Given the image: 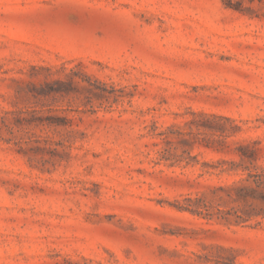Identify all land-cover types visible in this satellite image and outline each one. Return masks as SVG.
Instances as JSON below:
<instances>
[{"label": "rangeland", "instance_id": "obj_1", "mask_svg": "<svg viewBox=\"0 0 264 264\" xmlns=\"http://www.w3.org/2000/svg\"><path fill=\"white\" fill-rule=\"evenodd\" d=\"M222 160L264 168V0H0V264H264Z\"/></svg>", "mask_w": 264, "mask_h": 264}, {"label": "trees", "instance_id": "obj_2", "mask_svg": "<svg viewBox=\"0 0 264 264\" xmlns=\"http://www.w3.org/2000/svg\"><path fill=\"white\" fill-rule=\"evenodd\" d=\"M245 153V152H244ZM243 159V158H242ZM228 161L222 160L220 164L227 163ZM230 166L222 167L220 171H236L238 167H242V170L245 171L244 176L238 182H241L240 185L236 187V198L242 200H256L260 199L264 203V168L259 172H254L249 170L247 166H239L242 164H238L233 161H229ZM186 209V208H185ZM191 213L202 214L201 211L194 208H187ZM210 217L216 215L217 218L223 219L227 222L234 223H245L254 215L252 208H241V209H216V214H208ZM259 224V222H257Z\"/></svg>", "mask_w": 264, "mask_h": 264}]
</instances>
